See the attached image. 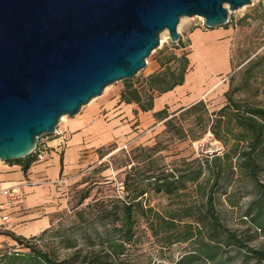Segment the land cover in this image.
Returning <instances> with one entry per match:
<instances>
[{"label": "rangeland", "instance_id": "374dc122", "mask_svg": "<svg viewBox=\"0 0 264 264\" xmlns=\"http://www.w3.org/2000/svg\"><path fill=\"white\" fill-rule=\"evenodd\" d=\"M228 20L226 25L212 29H205L202 26L204 20L197 16L183 17L177 25V33L185 46L184 51L189 55L191 53L189 35L194 30L200 29L202 32H207L222 27L226 31L225 39L229 41L227 56L230 70L212 76L214 81L212 85L209 84V80H206L201 88H197L201 90V101L206 104L209 114L225 105L226 93L236 101L264 108V0H251L249 5L229 12ZM160 36L162 38L159 37V46L146 59L145 67L130 79L132 82L137 84L148 75L160 70L157 56L160 51L173 44L167 34ZM123 86V81L107 86L99 97L83 106L79 113L92 108L102 109L104 105L118 98ZM208 91L210 93H207ZM187 97L189 98V95ZM176 117L179 115L176 114ZM170 118L171 116L164 121L155 120V123L151 122V126L137 129L125 139L122 138L118 144L95 151L88 162L82 164L76 180L69 183L64 190L62 195L64 201L61 209L54 215L49 230L35 240L29 238L28 243L51 258L69 259L71 264H77L81 257L94 251H100L103 254L104 250L109 249L107 240L120 243L117 240V234L110 233L113 227L109 228V232H105L92 205L103 198L123 196L122 180L128 167L125 168L122 165L127 163L125 161L127 153L135 147H151L161 139L166 146V151L161 155L166 157L167 163L174 161L180 163L181 159L191 161L198 157L221 155L224 150L222 144L209 133L196 141L190 139L179 141L170 134H164V122ZM68 119L70 117H64L63 120L60 118L57 128L60 129ZM191 119L189 117L186 122L189 123ZM52 138L50 135H44L38 138V142H45ZM259 181L264 187V174L259 177ZM233 186L228 191L232 193L231 199L236 202V206L231 207L225 196L220 197L215 206L221 223L243 240H249V246L264 249V236L255 232L243 217L257 189L245 181H236ZM85 194L88 198L80 204L79 199ZM144 199V209L151 208L160 216V219L147 217L148 215L141 216L142 212L139 211L135 216L133 240L123 244L122 254L112 258V264H182V258L190 254L201 239L208 241V228L203 226L202 229L200 228L202 234H197L192 242H177L187 230L188 225H191L192 230L196 226L193 219L183 218L174 231L164 233L161 229L162 221H170V217L175 214L180 218L192 202L198 199L195 186L190 187L182 197L150 193ZM151 229H157L158 235H154ZM29 253L30 250L25 246H19L8 237H0V264H7L6 257L9 255ZM229 257H231L230 264H256L255 261H244L243 252L236 250H231ZM190 264L209 263L194 260Z\"/></svg>", "mask_w": 264, "mask_h": 264}, {"label": "water", "instance_id": "95a60500", "mask_svg": "<svg viewBox=\"0 0 264 264\" xmlns=\"http://www.w3.org/2000/svg\"><path fill=\"white\" fill-rule=\"evenodd\" d=\"M251 0H0V160L30 155L61 117H74L146 65L183 17L208 29Z\"/></svg>", "mask_w": 264, "mask_h": 264}, {"label": "trees", "instance_id": "16d2710c", "mask_svg": "<svg viewBox=\"0 0 264 264\" xmlns=\"http://www.w3.org/2000/svg\"><path fill=\"white\" fill-rule=\"evenodd\" d=\"M184 48L179 39L176 44L173 43L159 52V71L148 75L137 84L131 80H123L124 86L119 94L120 103L135 104L141 112H149L155 97L182 85L189 71V53ZM225 96V105L210 114L201 100L171 114L166 109L154 113L156 121H164L171 116L164 122V134H170L179 141H196L209 133L222 144L223 152L212 157L167 163L166 157L161 155L166 151L161 139L151 147L138 146L131 149L126 155L127 163L122 165L128 167L122 180L123 196L103 198L92 205L105 232L113 227L110 233L117 234L120 243L107 240L109 249L104 250L103 254L94 251L81 257L77 264H112L111 259L122 254L123 244L133 240L135 216L139 211L142 212L141 216L160 219L151 208L144 209L145 196L152 193L182 197L192 186H195L198 199L192 202L180 218L175 214L170 217V221H162L161 226L166 233L176 230L183 218L193 219L196 223L193 230L188 225L182 237L177 240L182 243L192 242L197 234L201 235L203 226L208 228V241L201 239L191 253L182 258L181 263L190 264L199 260L209 264H230L231 250L243 252L244 261H255L256 264L264 262V249L249 246V240H243L234 231L226 228L215 209L217 201L223 196L231 207H235L236 202L232 201L233 195L228 190L234 187L236 181L250 183L257 191L243 217L255 232L264 236V187L259 181V177L264 174V108L236 101L228 93ZM189 117L192 119L188 123L186 121ZM30 156L31 154L24 157L29 158L28 163L23 166L25 172L35 160ZM87 198L88 195H82L79 203ZM151 230L154 235H158L157 229ZM3 234L19 246L30 250L29 254L9 255L6 257L7 264H71L69 259L58 260L41 253L37 247L28 243V239L9 232ZM30 239L35 240L36 237Z\"/></svg>", "mask_w": 264, "mask_h": 264}, {"label": "crops", "instance_id": "0c3cea01", "mask_svg": "<svg viewBox=\"0 0 264 264\" xmlns=\"http://www.w3.org/2000/svg\"><path fill=\"white\" fill-rule=\"evenodd\" d=\"M189 36V71L183 84L155 97L151 111L141 112L135 104L120 103L118 96L102 109L92 108L68 119L59 129L63 140L47 139V151L39 158L31 155L35 160L26 172L23 166L29 158L0 160V207L7 201L2 191L18 187L24 194L20 205L0 210V237L7 238L3 233L9 232L29 239L49 230L54 215L61 209L64 190L76 180L82 164L88 162L95 151L116 145L135 130L151 126L155 123L154 113L166 109L171 114L202 100L201 90L197 88L206 80L212 85V76L230 70L229 41L222 27L207 32L196 29Z\"/></svg>", "mask_w": 264, "mask_h": 264}, {"label": "built area", "instance_id": "2783aa9c", "mask_svg": "<svg viewBox=\"0 0 264 264\" xmlns=\"http://www.w3.org/2000/svg\"><path fill=\"white\" fill-rule=\"evenodd\" d=\"M228 22H229V20H227V23ZM202 26L205 29H208L205 26L204 21L202 22ZM46 136H48V135H46ZM50 136L54 137L55 139H62L63 140V133L57 127L55 128L54 133L51 134ZM61 144H62V141H61ZM45 151H47L46 143L45 142H37V145H36L34 151L31 153V155H36L37 158H39L40 155L43 154ZM2 194L7 198V201L5 204H3L0 207L1 211H7V210H10V209L17 207L18 205L21 204L23 197H24L23 192H21L20 188H18V187L6 189V190L2 191Z\"/></svg>", "mask_w": 264, "mask_h": 264}, {"label": "bare ground", "instance_id": "6f19581e", "mask_svg": "<svg viewBox=\"0 0 264 264\" xmlns=\"http://www.w3.org/2000/svg\"><path fill=\"white\" fill-rule=\"evenodd\" d=\"M199 18H201V17H199ZM161 34H162V35H163V34H165V35L167 34L168 37H169V34H168V31H167V30L163 31ZM161 34H160V35H161ZM160 38H162V36H160ZM162 42H163V41H161V43H162ZM64 117H65V116L61 117V120H63Z\"/></svg>", "mask_w": 264, "mask_h": 264}]
</instances>
